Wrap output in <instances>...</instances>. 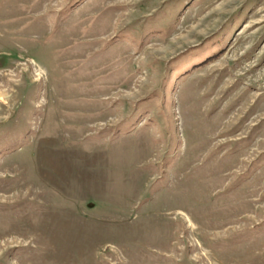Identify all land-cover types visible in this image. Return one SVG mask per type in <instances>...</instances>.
I'll return each instance as SVG.
<instances>
[{
	"label": "rangeland",
	"instance_id": "1",
	"mask_svg": "<svg viewBox=\"0 0 264 264\" xmlns=\"http://www.w3.org/2000/svg\"><path fill=\"white\" fill-rule=\"evenodd\" d=\"M0 264H264V0H0Z\"/></svg>",
	"mask_w": 264,
	"mask_h": 264
}]
</instances>
